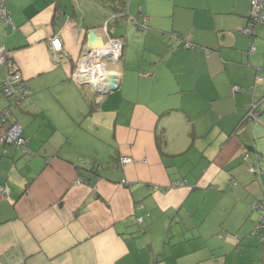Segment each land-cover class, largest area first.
<instances>
[{"label": "crops", "instance_id": "1", "mask_svg": "<svg viewBox=\"0 0 264 264\" xmlns=\"http://www.w3.org/2000/svg\"><path fill=\"white\" fill-rule=\"evenodd\" d=\"M77 1L9 0L15 31L0 14V45L30 91L11 107L0 66V113L12 109L29 150L0 147V264H264L262 212L251 206L264 200V101L258 121L243 122L264 98V25L245 33L252 0L210 4L226 17L213 36L196 13L184 24L175 8L168 24L170 12L127 11L112 23L125 27L108 66L119 89L100 101L73 71L90 31L95 47L107 42L106 16L79 18ZM137 1L145 10L151 0ZM129 25L144 33L139 47Z\"/></svg>", "mask_w": 264, "mask_h": 264}, {"label": "built area", "instance_id": "2", "mask_svg": "<svg viewBox=\"0 0 264 264\" xmlns=\"http://www.w3.org/2000/svg\"><path fill=\"white\" fill-rule=\"evenodd\" d=\"M6 1L0 0V14L1 19L8 26H12L14 29L16 26L12 20L10 12L6 9ZM253 10L250 17L249 26L245 29L246 34H253L254 27L256 25H264V0H252L251 2ZM137 23V22H136ZM143 30H147L145 27H141ZM103 32L107 37V42L95 48L85 47L83 54L77 61L75 69L73 71V80L79 87L88 86L91 88L92 92L98 96V101H100L108 92L112 91L113 83L119 82L116 77H113L109 73L108 66L111 63H117L124 51V43L112 35L109 32L108 26L103 27ZM174 39H178L177 34L173 35ZM51 52L54 59L60 62L61 57L65 56L63 43L59 37L53 38L50 41ZM186 49H196L191 43H185ZM255 51V47H251V52ZM4 65L7 67L8 80L4 83V92L9 96H19L23 99L27 95V90L24 88L25 80L21 73L19 66L11 61L9 54L7 53L4 46L0 45V66ZM239 91V88H236ZM255 108L251 107V111L248 115L249 122H257L260 116L258 108L253 104ZM11 116V112L6 110L4 116L0 118V122H4L5 118ZM0 123V147L3 149V153L7 154L9 148L13 145H18L21 147L26 146L25 139L22 138L23 128L19 122L8 127ZM28 150L25 149V153ZM133 163V160L128 157L121 158V164L123 166ZM261 170V168L259 167ZM251 172H256L254 167H251ZM264 174V171H263ZM126 184L127 181H123ZM0 194L6 195L7 190L5 187L0 188ZM253 207H257L254 204ZM258 210L264 211V203L257 207ZM264 220V217L260 221ZM142 220L140 219L139 222ZM261 225L257 230L263 228Z\"/></svg>", "mask_w": 264, "mask_h": 264}, {"label": "rangeland", "instance_id": "3", "mask_svg": "<svg viewBox=\"0 0 264 264\" xmlns=\"http://www.w3.org/2000/svg\"><path fill=\"white\" fill-rule=\"evenodd\" d=\"M134 4L133 6V12H131V2ZM223 0H151L148 2V4L145 5V10L143 8V5L141 6V3L137 0H128V13L131 15H148V14H162L166 15L170 12V17L166 18V22L169 24L173 21V13L175 8L178 10H182V17L184 18V24H186L187 19L191 16V14L196 13L195 15H192L191 17H196V27L198 29H201L202 27H206L209 31H205L204 33L208 35H214L216 30L220 28L221 26L226 24V17L222 14H213L211 11H209V5L211 4L213 7L218 8L221 5V2ZM227 6L229 7L231 5L232 0H226ZM130 2V3H129ZM215 4V5H214ZM72 5L76 8L79 18L83 16H90L93 17L94 20H100L102 23L104 16H107V13H103V9L101 8V4H99L98 0H78L77 2H73ZM177 6V7H175ZM187 8V7H195L196 10L190 11V10H183L181 8ZM225 8V7H224ZM106 14V15H104ZM252 14V11H251ZM113 25V24H112ZM130 27V33L131 38L135 39L136 43L138 44V47L140 44L142 45V39H144V33L138 32L134 27L129 25ZM256 26H262V25H256ZM255 26V27H256ZM187 27V26H186ZM125 27H113L112 28V35L118 39L119 33L121 30H123ZM200 32V31H198ZM149 42L148 45H154L155 44V38L152 36V32H150ZM223 35V33H222ZM121 36V35H120ZM166 39H169V36H167ZM122 40V39H121ZM87 92L89 91V87H85ZM90 96V94H89ZM13 108H16L14 106ZM132 164V163H130ZM129 165V164H127Z\"/></svg>", "mask_w": 264, "mask_h": 264}, {"label": "trees", "instance_id": "4", "mask_svg": "<svg viewBox=\"0 0 264 264\" xmlns=\"http://www.w3.org/2000/svg\"><path fill=\"white\" fill-rule=\"evenodd\" d=\"M101 1V3L104 5V9H105V12L107 13V16H106V20H105V22H104V24L102 25V27H101V29H103V27H105V26H108V29H109V32H110V34L112 35V28H113V25H112V23H114V22H118L119 20H123V19H125V18H127L128 17V13H127V3L124 1V0H100ZM8 2H9V0H7L6 1V9L8 10V7H7V5H8ZM9 11V10H8ZM10 12V11H9ZM11 14V13H10ZM12 17V16H11ZM12 20H13V18H12ZM134 21H136L137 23H138V20L137 19H135L134 18ZM133 21V22H134ZM14 22V21H13ZM14 25H15V23H14ZM136 25H138V24H136ZM6 26L8 27V28H11V29H13L14 31L15 30H17V26H16V28L14 29L12 26H8L7 24H6ZM112 37H114L113 35H112ZM116 38V37H115ZM121 40V39H120ZM174 41H177V40H180V38L178 37V39H173ZM122 41V40H121ZM123 42V41H122ZM194 45V44H193ZM183 46L185 47V43L183 44ZM194 46H196V45H194ZM197 48V47H196ZM6 49V48H5ZM189 50V49H188ZM7 51V50H6ZM7 53H8V51H7ZM9 54V53H8ZM8 73H7V80H8ZM6 80V81H7ZM24 88L27 90V95L25 96V98H23V99H21V98H19V96H14V95H12V96H9V95H7L5 92H4V83L2 84V86H1V92H2V95H3V97L8 101V103H9V105L11 106V107H14V106H22L24 103H25V101H27V99L29 98V96H30V91H29V89H28V87H27V84L26 83H24ZM97 100V99H96ZM262 101H264V98H262L261 99V101H259V102H256L255 103V106L258 108V110H259V104L262 102ZM253 108H255L254 106H252ZM6 110H9L10 112H11V116H9V117H7V118H5V121L4 122H0V123H4L3 125H7L8 127H10L11 125H14L16 122H19L15 117H14V114H13V112H12V109L11 108H7V109H5V110H3L1 113H0V118H2L3 116H4V114H5V112H6ZM250 111H251V109L248 111V113L246 114V116L244 117V119H243V122H245V123H247V122H249V119H248V115H249V113H250ZM261 114V113H260ZM22 138L23 139H25L24 137H23V134H22ZM25 141H26V139H25ZM13 147H19V148H22L23 149V151H25V149L26 150H28V148H27V141H26V146L24 147H21V146H18V145H13ZM25 153V152H24ZM25 154H29V150L27 151V153H25ZM120 163H121V158H120ZM262 203H264V200H262V201H256L255 203H253L251 206H252V209H253V211H257L258 210V206H260ZM254 204H257V207H253V205ZM259 211H261L262 212V216H261V218L262 217H264V211H262V210H259ZM260 218V219H261ZM260 224L261 225H264V220H262V221H260ZM256 233L257 234H260V235H262L261 237L263 238V242H264V228H262V229H260V231L259 230H257L256 231Z\"/></svg>", "mask_w": 264, "mask_h": 264}, {"label": "water", "instance_id": "5", "mask_svg": "<svg viewBox=\"0 0 264 264\" xmlns=\"http://www.w3.org/2000/svg\"><path fill=\"white\" fill-rule=\"evenodd\" d=\"M99 36L95 31H90L89 35H88V48H95V44L97 41H99ZM119 89V82H114L113 83V87H112V91L108 92L107 94L111 93V92H115Z\"/></svg>", "mask_w": 264, "mask_h": 264}, {"label": "bare ground", "instance_id": "6", "mask_svg": "<svg viewBox=\"0 0 264 264\" xmlns=\"http://www.w3.org/2000/svg\"><path fill=\"white\" fill-rule=\"evenodd\" d=\"M109 73H110V72H109ZM110 75H112V74L110 73ZM118 81H120V80L118 79ZM119 85H120V83H119ZM90 89H91V88H90ZM93 94H94V93H93ZM94 95L96 96V99L98 100V96H97L96 94H94ZM105 96H106V95H105ZM103 98H104V97H103ZM103 98H102V99H103ZM102 99H101V100H102Z\"/></svg>", "mask_w": 264, "mask_h": 264}]
</instances>
